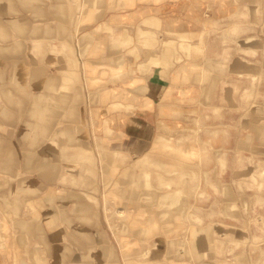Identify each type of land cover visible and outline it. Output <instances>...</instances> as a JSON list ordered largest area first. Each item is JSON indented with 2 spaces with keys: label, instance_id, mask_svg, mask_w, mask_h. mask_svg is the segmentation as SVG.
Wrapping results in <instances>:
<instances>
[{
  "label": "rangeland",
  "instance_id": "rangeland-1",
  "mask_svg": "<svg viewBox=\"0 0 264 264\" xmlns=\"http://www.w3.org/2000/svg\"><path fill=\"white\" fill-rule=\"evenodd\" d=\"M119 1L0 0L1 259L264 264L256 234L243 257L211 240L177 145L160 137L152 150L135 149L121 133L114 114L132 108L118 103L142 93L134 85L152 66L167 71L176 49L162 42L175 35L114 18Z\"/></svg>",
  "mask_w": 264,
  "mask_h": 264
},
{
  "label": "crops",
  "instance_id": "crops-1",
  "mask_svg": "<svg viewBox=\"0 0 264 264\" xmlns=\"http://www.w3.org/2000/svg\"><path fill=\"white\" fill-rule=\"evenodd\" d=\"M119 7L114 18L175 35L162 34V42L176 49L167 71L152 66L134 85L142 93L118 103L132 108L114 114L121 133L135 149L152 150L160 137L177 145L200 224L224 242L226 257L247 256L252 234L264 240V0H120Z\"/></svg>",
  "mask_w": 264,
  "mask_h": 264
}]
</instances>
